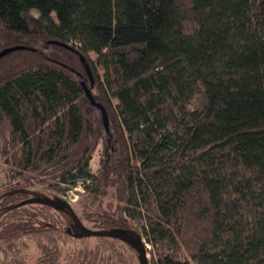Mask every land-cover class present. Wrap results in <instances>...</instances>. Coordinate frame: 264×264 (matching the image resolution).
Here are the masks:
<instances>
[{
	"label": "trees",
	"instance_id": "16d2710c",
	"mask_svg": "<svg viewBox=\"0 0 264 264\" xmlns=\"http://www.w3.org/2000/svg\"><path fill=\"white\" fill-rule=\"evenodd\" d=\"M16 45L0 57L12 178L111 193L94 228L141 233L151 264H264V0H0V51ZM23 202L0 207V238L36 235L58 264L74 220Z\"/></svg>",
	"mask_w": 264,
	"mask_h": 264
},
{
	"label": "rangeland",
	"instance_id": "374dc122",
	"mask_svg": "<svg viewBox=\"0 0 264 264\" xmlns=\"http://www.w3.org/2000/svg\"><path fill=\"white\" fill-rule=\"evenodd\" d=\"M31 14L37 16L35 10H32ZM89 54L93 59L96 57L92 52ZM199 99V96H196L193 100V107L196 106ZM101 149V145H98L92 153V157L89 161L91 172H95L99 167ZM4 161L0 153V207L10 204V201L16 203L37 198V201L25 202L28 203L25 206H27L29 211L37 213L38 218L42 221L45 220L52 224L56 223L60 229H70L72 231V221L69 213L65 209L59 210L53 207L44 208L42 205L43 203H40L38 200L47 198L56 202L57 199L61 198L68 201L81 223L91 229H95L93 226L94 217L96 218L95 212L98 213L101 210H106L112 206V203L114 205L117 203L116 199L111 196V193L104 195L102 200L99 198L95 201L93 199V193H89L83 189L81 181H78V183L74 185L63 184L58 188V186L48 184H29L23 180V178H12L10 176L9 166ZM9 194L13 195L11 196ZM42 213L47 216L44 220L39 215ZM1 218L2 215L0 214V219ZM132 231L134 232L135 230L132 229ZM139 234L141 240L145 244L148 262L151 264V246L145 242L142 234ZM38 238L39 237L36 235L24 236L23 238L17 239L13 245H9V243L5 242L4 238H0V264H48L47 261L44 262L39 260L42 251L38 247ZM64 238L65 240L63 242H57V246L60 250V256L57 258L58 264H72L77 254H80V260H78V262H82L85 258V261L82 262L83 264L86 262L87 264H91L92 261L90 262V259L96 254L98 258L95 260V264L138 263L137 255H134L122 241L117 242V246H115L116 251H113L106 242V237L103 236L74 237L68 235Z\"/></svg>",
	"mask_w": 264,
	"mask_h": 264
},
{
	"label": "water",
	"instance_id": "95a60500",
	"mask_svg": "<svg viewBox=\"0 0 264 264\" xmlns=\"http://www.w3.org/2000/svg\"><path fill=\"white\" fill-rule=\"evenodd\" d=\"M54 42H56V41H54ZM57 43L64 44L61 42H57ZM21 48H23V46H19V45L12 46V47H6L0 51V57L4 56L5 54H7L13 50L21 49ZM81 60L84 61L82 56H81ZM85 69H86L89 77L91 78L90 69L88 68V66L86 64H85ZM83 88H84L85 94H86L87 98L90 100L91 104L95 105L96 107H98L100 109L104 126L107 129L108 128V118H107V114H106L104 107L102 106V104H100L99 102H96L94 100L92 94L90 93V90L86 86L83 85ZM34 200L37 201V198L28 199V200H25L24 202H30V201H34ZM38 201L40 203H43V204L44 203L48 204V205L52 206L53 208L65 209L69 213V215L72 217V219L74 220L75 226L77 228V232L74 233L75 237H84V236H103V237H105V236H109V237L119 238L121 240L129 242L137 250L140 264H149L147 256H146L145 244L143 243V241L141 240L140 237L133 235V234H129V233L122 231L120 229H91V228H88L81 223V221L77 217L76 213L72 210L70 203L68 201H65L64 199L60 198V199H57L55 202V201H51L47 198H44V199H40Z\"/></svg>",
	"mask_w": 264,
	"mask_h": 264
}]
</instances>
